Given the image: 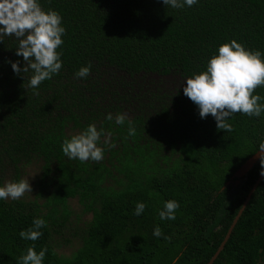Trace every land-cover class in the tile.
<instances>
[{
    "label": "trees",
    "instance_id": "obj_1",
    "mask_svg": "<svg viewBox=\"0 0 264 264\" xmlns=\"http://www.w3.org/2000/svg\"><path fill=\"white\" fill-rule=\"evenodd\" d=\"M41 2L66 28L58 75L29 87L31 71L11 67L24 65L17 39L0 41V185L23 179L26 167L40 169L34 198L0 200V264H18L33 243L48 249L44 264H208L260 176L259 161L232 180L264 142V113H237L232 131L220 130L187 96L144 77L186 80L232 39L264 52V0H199L184 9L162 0ZM88 64L89 76L77 78ZM253 94L264 96V87ZM117 113L133 122L134 136L127 120L115 123ZM89 124L108 134L103 160L69 159L61 147L72 136L67 128L79 133ZM71 199L92 217L67 256L58 244L72 223ZM167 200L180 203L174 221L159 219ZM141 201L146 209L136 216ZM37 216L46 220L43 235L23 240L19 232ZM157 225L170 240L153 236ZM212 264H264V179Z\"/></svg>",
    "mask_w": 264,
    "mask_h": 264
},
{
    "label": "clouds",
    "instance_id": "obj_2",
    "mask_svg": "<svg viewBox=\"0 0 264 264\" xmlns=\"http://www.w3.org/2000/svg\"><path fill=\"white\" fill-rule=\"evenodd\" d=\"M166 7L172 9L191 8L199 0H162ZM66 28L61 14L51 8L45 9L41 0H0V41L4 36H14L18 45L16 55L22 56L24 65L11 62L13 71L17 74L32 75L29 87L38 89L42 82L58 75L63 67L61 46ZM91 71V65L81 66L75 73L77 78H86ZM183 92L198 107L201 119L211 115L220 130L232 131L230 118L237 113L249 117H260L264 113V96L253 94L258 87H264V52L246 48L236 39L225 42L218 47L217 54L209 58L206 69L194 73L184 82ZM107 120L112 121L109 113ZM127 120L128 135L136 134L133 122L124 113H117L115 123L124 125ZM103 127L89 124L78 134L66 138L61 147L66 157L78 159L80 162L94 161L99 163L104 158V146L107 144ZM261 162V175L264 176V142L258 146ZM32 193L29 179L7 181L0 185V200H19L25 193ZM180 203L177 200H167L159 211L161 221L176 219ZM146 204L137 202L134 215L140 216L145 212ZM47 226L43 217L33 218L32 225L21 230L19 236L26 241H37ZM153 236L165 240V236L157 225ZM48 249L42 247L36 251L33 243L23 253L18 264H44ZM175 264V261H173Z\"/></svg>",
    "mask_w": 264,
    "mask_h": 264
},
{
    "label": "rangeland",
    "instance_id": "obj_3",
    "mask_svg": "<svg viewBox=\"0 0 264 264\" xmlns=\"http://www.w3.org/2000/svg\"><path fill=\"white\" fill-rule=\"evenodd\" d=\"M144 80L148 83L152 84H164L167 83L165 86V89H167V92L174 91V92H180L181 95H184L183 87L185 79L171 74L166 77H161L158 74H150L146 75L144 77ZM145 82V83H146ZM25 172L22 173L23 179H29L31 187H32V193H25L23 197L26 198H34V194L38 189L34 186L36 177L38 178L39 168L37 166H29L26 167ZM70 208L72 210V216H71V225H69V228H67L64 232V236L60 237L59 244H58V250L61 254H65L67 256L72 255V253L81 245L82 235L83 231L81 227L84 225L86 220H90L92 215L91 214H83L82 209L83 207L79 203L77 199H71L70 200ZM79 217L81 220H79Z\"/></svg>",
    "mask_w": 264,
    "mask_h": 264
},
{
    "label": "water",
    "instance_id": "obj_4",
    "mask_svg": "<svg viewBox=\"0 0 264 264\" xmlns=\"http://www.w3.org/2000/svg\"><path fill=\"white\" fill-rule=\"evenodd\" d=\"M260 161V153L259 151L256 152L253 156H251L233 175L232 180H234L236 183L240 182V179L245 177L253 168L254 166ZM264 179V176H262L260 174L258 180L256 181L255 185L253 186L252 190L250 191L249 195L247 196L242 208L240 209L238 215L236 216L224 242L222 243V245L220 246V248L218 249V251L216 252V254L213 256V258L210 260V262L208 264H212L215 259L219 256V254L221 253V251L224 249L226 242L228 241V239L230 238L236 224L238 223L240 217L243 214V211L246 209L248 203L251 200L252 195L254 194V192L256 191L257 187L259 186V184L261 183V181ZM232 180L227 182V184L232 183Z\"/></svg>",
    "mask_w": 264,
    "mask_h": 264
},
{
    "label": "flooded vegetation",
    "instance_id": "obj_5",
    "mask_svg": "<svg viewBox=\"0 0 264 264\" xmlns=\"http://www.w3.org/2000/svg\"><path fill=\"white\" fill-rule=\"evenodd\" d=\"M67 131H68V132H67L68 135L78 134V131H75V130L71 131L70 128H67Z\"/></svg>",
    "mask_w": 264,
    "mask_h": 264
}]
</instances>
